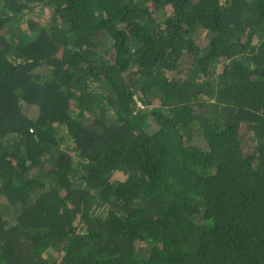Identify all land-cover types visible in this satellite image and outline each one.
I'll return each instance as SVG.
<instances>
[{
  "label": "trees",
  "instance_id": "trees-1",
  "mask_svg": "<svg viewBox=\"0 0 264 264\" xmlns=\"http://www.w3.org/2000/svg\"><path fill=\"white\" fill-rule=\"evenodd\" d=\"M0 264H264V0H0Z\"/></svg>",
  "mask_w": 264,
  "mask_h": 264
},
{
  "label": "rangeland",
  "instance_id": "rangeland-1",
  "mask_svg": "<svg viewBox=\"0 0 264 264\" xmlns=\"http://www.w3.org/2000/svg\"><path fill=\"white\" fill-rule=\"evenodd\" d=\"M44 15H45L44 12H43V13H40V14L38 15V19H39V18H40V19H41V18H44Z\"/></svg>",
  "mask_w": 264,
  "mask_h": 264
}]
</instances>
